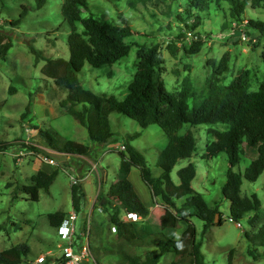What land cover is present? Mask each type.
<instances>
[{"label":"rangeland","instance_id":"374dc122","mask_svg":"<svg viewBox=\"0 0 264 264\" xmlns=\"http://www.w3.org/2000/svg\"><path fill=\"white\" fill-rule=\"evenodd\" d=\"M191 0H167L170 7L164 4L153 7L143 6L134 0H87L88 8H81V16L107 15L112 22L119 23L118 14L122 13L129 20L135 31L128 42L132 45L129 54L111 66L93 68L85 64L78 79L83 89L96 95L114 96L121 100L127 93L138 62V49L147 48L155 43L160 44L159 71L166 89L178 92L185 76L191 79L194 92L206 89L207 80L211 77L218 61L228 55V69L220 76V83H229L239 70L251 71L250 90H255L264 74L262 53L264 52V35L246 32L241 25L240 33L233 34L235 22L231 18L230 4L226 0H204L205 9L195 33H199L203 44L198 53H187L184 43L192 36L186 25L194 19L196 11L190 6ZM63 0H46L45 5L35 8L34 0H0V48L9 41L10 49L6 57L0 52V141L19 144L25 143L36 149H23L14 146L11 150L0 152V251L11 246L24 244L28 253L24 260L36 259L39 255L45 258L59 254L58 245L65 242L57 235L56 227L49 223L48 215L57 211L68 212L71 208V180L82 184L86 194V203L81 212V219L87 214L90 221V256L81 264H119L122 253H141L143 248H132L126 242L116 241L114 227L110 223V211H103L95 204L99 191L105 192L115 180L120 161L119 151L123 149L125 138L129 134L140 132L130 141L146 159L153 176H158L161 169L156 166L158 154L168 142L165 132L155 124L141 129L138 122L121 113L109 115L113 137L101 145H93L86 128L73 116L59 106V100L67 92L57 87L53 81L44 77L40 68L45 64L43 58H69L68 35L70 27L61 14ZM28 10L23 13L22 7ZM23 16H22V15ZM190 15H192L190 17ZM244 23L248 19L264 21V8L247 5L243 15ZM82 29L78 25V30ZM186 33V34H185ZM193 34V39L196 34ZM187 35L186 42L179 39ZM176 41L175 51L171 53L168 45ZM40 51L42 57L36 59L31 51ZM112 70L113 74L108 75ZM15 89L8 92L9 86ZM31 109L27 117L21 118L27 103ZM191 104V99L188 101ZM223 129V125L211 126ZM55 133V138L70 139L92 147L87 156L69 155L49 149L44 145L38 129ZM206 124H184L179 133L190 130L196 147L189 159H184L172 169L170 175L178 183L177 171L191 162L196 170L191 187L202 194L209 206L217 204L222 215L221 225H212L202 234L203 222L191 217L196 228L198 239L202 240L201 252L209 264H229L228 254L233 250V264H263L264 259L252 260L247 254L249 242L246 233L253 234L264 223V171L255 181L243 178L242 196L256 194L260 208L249 213L246 218L231 220L230 203L221 199V186L229 167L227 155L220 152L212 158H205V148L213 139ZM25 151L20 159L15 155ZM48 152L54 159L53 165L44 164L38 154ZM17 156V155H16ZM255 156L253 149L241 147L239 163L234 171L243 172ZM58 172L47 190L40 189L37 200H31L19 190L23 184L30 183V177L38 170L48 173L55 169ZM138 167H132L129 180L141 200L152 195L151 190L140 178ZM150 193V194H149ZM148 208L157 210L158 220L162 225H171L178 221L172 207L166 206L160 198L154 197ZM149 201V200H148ZM183 200H176L180 205ZM146 205V204H145ZM247 218L254 222L250 225ZM185 223H179L176 235L180 242ZM173 254H164L158 264H170ZM42 264H49L47 261Z\"/></svg>","mask_w":264,"mask_h":264},{"label":"trees","instance_id":"16d2710c","mask_svg":"<svg viewBox=\"0 0 264 264\" xmlns=\"http://www.w3.org/2000/svg\"><path fill=\"white\" fill-rule=\"evenodd\" d=\"M35 8H42L46 0H34ZM145 6L158 7L162 4L170 7L167 0H134ZM172 1V0H170ZM219 3L220 0H215ZM230 4L231 18L235 22L233 34H239L241 25L246 32L262 37L264 21L248 19L244 23V12L247 5L264 8V0H226ZM196 11L190 25H186L191 33V40L186 42L187 35L179 37L184 43L187 53H198L203 41L195 29L199 26L201 13L206 5L204 0H191L190 6ZM81 8H88L87 0H63L61 14L70 27L68 35L69 58H43L40 51L31 48L36 59L42 57L45 64L40 68L44 77L67 92L66 97L59 100V106L73 116L86 128L93 145H101L113 137L109 115L112 112L121 113L138 122L141 129L149 125H158L167 135L168 142L160 150L156 166L161 169L158 176H153L145 157L130 141L140 135L135 132L126 136L124 149L119 151L115 180L110 183L105 192L99 191L95 204L110 211V223L114 227L116 241L126 242L132 248H143L139 254L122 253L119 264H158L166 253H172L170 264H209L201 252L202 240L198 239L196 228L191 217L203 222L202 234L212 226L222 224V215L217 204L209 206L201 193L191 187L196 170L189 162L177 171L178 183L171 178L172 169L179 161L189 159L196 147V139L190 130L179 133L184 124H206L213 139L208 142L203 157L212 158L220 152L227 155L229 167L226 178L221 186V199L230 203V219L246 218L251 212L260 208V200L254 193L242 196L243 178L255 181L264 171V74L255 90H250L251 71L239 70L227 84L220 83V76L228 69V55H223L218 61L211 77L207 80L206 89L194 92L191 79L185 76L178 92H169L159 71L160 44L155 43L147 48L138 49V62L132 80L128 84L127 93L121 100L114 96L96 95L88 89H83L79 83L78 74L85 64L93 68L111 66L125 58L131 49L128 39L134 35L129 20L124 14H118L117 22H112L107 15L81 16ZM27 7H22L25 13ZM199 12V13H198ZM22 15V14H21ZM24 15V14H23ZM22 15V16H23ZM192 15H190L191 17ZM78 25L82 29L78 30ZM197 39H193V34ZM176 41L168 45L169 51H175ZM11 43L6 41L0 48L1 56L6 57ZM264 64V52L262 53ZM113 74L112 70L108 75ZM15 91L12 85L8 92ZM191 99V104L188 101ZM31 103L28 102L21 118L27 117ZM223 125V129L211 126ZM38 129L39 137L50 149L69 154L87 156L92 153V147L70 139H57L53 131ZM14 146L23 149L36 147L19 143L13 144L0 141V152L11 150ZM253 149L255 156L250 160L243 172L234 171L239 163L241 147ZM138 167L143 183L148 186L154 197H158L174 209L178 221L171 225H162L158 220L157 210H149L141 200L129 180L132 167ZM58 169L48 173L38 170L30 177V183L23 184L19 190L37 200L39 190H47L53 182ZM71 204L80 214L86 203V194L82 184L71 185ZM176 200H183L180 205ZM140 216L141 219L123 220L121 215ZM218 214L217 221L215 215ZM66 212L57 211L48 215L49 223L58 227ZM251 225L254 221L246 219ZM179 223L186 224V230L179 243L176 241ZM249 242L247 254L252 260L264 259V223L253 234L246 233ZM24 244L11 246L0 251V264L31 263L32 259L24 260L28 253ZM233 250L229 251L228 262H232ZM51 257L46 258L50 264ZM45 261V262H46ZM264 264V263H263Z\"/></svg>","mask_w":264,"mask_h":264},{"label":"built area","instance_id":"2783aa9c","mask_svg":"<svg viewBox=\"0 0 264 264\" xmlns=\"http://www.w3.org/2000/svg\"><path fill=\"white\" fill-rule=\"evenodd\" d=\"M191 34V33H190ZM124 149V146H121ZM52 150V149H47ZM25 151H19L15 155L16 159H20L22 153ZM39 159L48 165L54 164V159L50 156L48 152H42L38 154ZM74 184L77 182L76 179L71 180ZM89 215L85 219H81V213L79 214L76 208L71 204L70 210L66 213L62 222L58 227H56L57 235L65 240L64 243L58 245L59 254L51 257L50 264H81L82 260L90 256V245H89V235H90V221ZM123 220L128 219H141L140 216L135 215H121ZM46 261L44 255H39L31 263H21V264H42Z\"/></svg>","mask_w":264,"mask_h":264},{"label":"crops","instance_id":"0c3cea01","mask_svg":"<svg viewBox=\"0 0 264 264\" xmlns=\"http://www.w3.org/2000/svg\"><path fill=\"white\" fill-rule=\"evenodd\" d=\"M137 193H138V195H139V192H137ZM150 193H151V192H150ZM150 193H149V194H150ZM139 196H140V195H139ZM148 198H149V199H147V200L145 201V202H146L145 204H146L147 208L150 209V208H152V207L148 206L147 204H148V203L150 204L151 200H154V199H153L152 195H150ZM148 200H149V201H148ZM154 201H155V200H154ZM83 209H84V208H83ZM82 211H83V210H82ZM66 213H67V212H66Z\"/></svg>","mask_w":264,"mask_h":264},{"label":"water","instance_id":"95a60500","mask_svg":"<svg viewBox=\"0 0 264 264\" xmlns=\"http://www.w3.org/2000/svg\"><path fill=\"white\" fill-rule=\"evenodd\" d=\"M217 218H218V214L215 215V221H217Z\"/></svg>","mask_w":264,"mask_h":264},{"label":"clouds","instance_id":"9594fccd","mask_svg":"<svg viewBox=\"0 0 264 264\" xmlns=\"http://www.w3.org/2000/svg\"><path fill=\"white\" fill-rule=\"evenodd\" d=\"M128 215V214H127Z\"/></svg>","mask_w":264,"mask_h":264}]
</instances>
